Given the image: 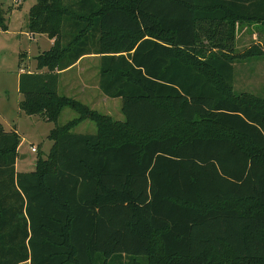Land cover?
<instances>
[{
  "label": "trees",
  "instance_id": "16d2710c",
  "mask_svg": "<svg viewBox=\"0 0 264 264\" xmlns=\"http://www.w3.org/2000/svg\"><path fill=\"white\" fill-rule=\"evenodd\" d=\"M241 22L264 26V0L35 1L28 33L52 45L19 74L18 110L99 126H55L17 173L19 136L0 125V264H264V99L233 91ZM88 56L124 121L58 96Z\"/></svg>",
  "mask_w": 264,
  "mask_h": 264
},
{
  "label": "rangeland",
  "instance_id": "374dc122",
  "mask_svg": "<svg viewBox=\"0 0 264 264\" xmlns=\"http://www.w3.org/2000/svg\"><path fill=\"white\" fill-rule=\"evenodd\" d=\"M35 1L0 0L7 26L6 31L0 30V125L5 132L15 130L19 136L15 168L17 173L33 172L37 158H46L52 147L48 137L55 126L65 127L73 134H95L99 126L89 119H84L69 127L72 121L79 118L71 109H63L55 123L46 122L38 116H27L18 110L22 97L17 91V75L24 72L35 73L37 70L34 58L49 50L52 45L46 35L32 36L28 33V12ZM234 54L240 58L234 63L233 91L236 94H254L264 99V26L256 23H237ZM98 67L99 57L88 56L71 71L60 74L58 96L72 100L103 118H110L114 122L124 121L120 111L121 100L105 99L99 91ZM31 148L36 152H31ZM137 259L136 262L141 264L140 258ZM115 260L107 264L131 263L130 259L124 256Z\"/></svg>",
  "mask_w": 264,
  "mask_h": 264
},
{
  "label": "crops",
  "instance_id": "0c3cea01",
  "mask_svg": "<svg viewBox=\"0 0 264 264\" xmlns=\"http://www.w3.org/2000/svg\"><path fill=\"white\" fill-rule=\"evenodd\" d=\"M51 42V44H52V41H50ZM84 59V58H83ZM83 59H81L79 62H77L74 66H72L71 68H69V69H67V70H65V71H63L61 74H64V73H67V72H69V71H71L78 63H80ZM19 76V74L17 75V77ZM234 88V87H233ZM101 93V92H100ZM103 96V95H102ZM105 99H107L105 96H103ZM17 152H18V150H17ZM21 158H23V157H21ZM16 164H17V159H16V162H15V168H16Z\"/></svg>",
  "mask_w": 264,
  "mask_h": 264
},
{
  "label": "built area",
  "instance_id": "2783aa9c",
  "mask_svg": "<svg viewBox=\"0 0 264 264\" xmlns=\"http://www.w3.org/2000/svg\"><path fill=\"white\" fill-rule=\"evenodd\" d=\"M31 152H36V150L34 148H31Z\"/></svg>",
  "mask_w": 264,
  "mask_h": 264
}]
</instances>
